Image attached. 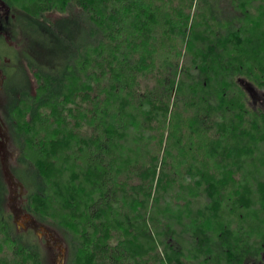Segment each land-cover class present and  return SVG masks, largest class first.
<instances>
[{"label": "trees", "instance_id": "16d2710c", "mask_svg": "<svg viewBox=\"0 0 264 264\" xmlns=\"http://www.w3.org/2000/svg\"><path fill=\"white\" fill-rule=\"evenodd\" d=\"M2 1L55 47L5 119L67 264H264V0ZM6 195L0 264H45Z\"/></svg>", "mask_w": 264, "mask_h": 264}, {"label": "rangeland", "instance_id": "374dc122", "mask_svg": "<svg viewBox=\"0 0 264 264\" xmlns=\"http://www.w3.org/2000/svg\"><path fill=\"white\" fill-rule=\"evenodd\" d=\"M16 15L18 16L17 12H12V10L9 9L5 3L0 4V39L2 38L4 40L7 47L12 49L14 48L20 54L19 60H16L18 58L15 59L14 55H8L5 58V62H2L0 59V182H3L6 185L7 190V195L5 196L3 205L6 207L8 217L11 218L12 224L16 227L18 234L31 233V235H33L34 242H37L40 251L45 256V264H62L63 258H65L64 264H67L70 253V245L65 236H63L54 225L48 224L44 220H38L35 217L38 225L43 227L46 226L51 234L54 235V238H56L60 244L64 245L68 252L67 257H64L60 250L55 249V246L57 245L54 242L53 244H49L45 240V235L42 234L40 229L38 230V233L42 234L43 239L39 240L36 231L37 227L27 226V232L22 229L24 226V220L21 219V211L23 212V208L27 204L25 199L27 191L12 171V169H15L17 166L15 160L19 158L20 151L14 142L9 125L6 122L5 109L10 104L8 93L18 91L22 84L30 87L32 91L35 89V77H32L33 74H30L31 72L28 71L26 62L31 60L39 65L51 66L53 63L52 50L55 49V47L43 48L38 45V43H34L29 36H23L20 26H18V32L20 33L13 40L10 32L12 30V26L14 25H11L9 21L11 17H17ZM14 72H16L15 78L12 77V80L10 79L8 81L9 76L11 77ZM259 174L264 175L263 172H259ZM25 211H27V209ZM27 212L31 214L29 211ZM29 230L31 231L29 232ZM35 237H37V240ZM2 254L3 252L0 251V258L2 257Z\"/></svg>", "mask_w": 264, "mask_h": 264}, {"label": "flooded vegetation", "instance_id": "af4514ba", "mask_svg": "<svg viewBox=\"0 0 264 264\" xmlns=\"http://www.w3.org/2000/svg\"><path fill=\"white\" fill-rule=\"evenodd\" d=\"M0 4H4V3L0 0ZM2 45L4 46V44H2ZM25 210H26V207L23 208V212L21 211V219L24 220L23 221L24 222L23 223L24 226L22 228L23 231H26V232L28 231V227L27 226H35V227H37V230L36 231H37V236H38L39 240H42L43 239L42 234L45 235V240L49 244H53V242H54L57 245V246H55V249L56 250H60L61 253H62V251H65V256L64 257H67L68 252H67L66 248L64 247V245L60 244L58 242V240L56 238H54V235L51 234V232L46 228V226L43 227V226L38 225L36 219L31 214H29L27 211H25ZM39 229L42 232V234L41 233H38V230ZM30 231L31 230H29V232Z\"/></svg>", "mask_w": 264, "mask_h": 264}, {"label": "water", "instance_id": "95a60500", "mask_svg": "<svg viewBox=\"0 0 264 264\" xmlns=\"http://www.w3.org/2000/svg\"><path fill=\"white\" fill-rule=\"evenodd\" d=\"M63 255L65 256V251H62ZM65 263V258L62 259V264Z\"/></svg>", "mask_w": 264, "mask_h": 264}]
</instances>
